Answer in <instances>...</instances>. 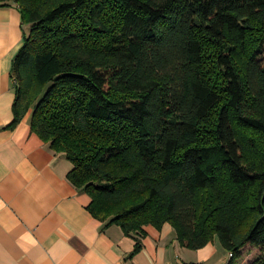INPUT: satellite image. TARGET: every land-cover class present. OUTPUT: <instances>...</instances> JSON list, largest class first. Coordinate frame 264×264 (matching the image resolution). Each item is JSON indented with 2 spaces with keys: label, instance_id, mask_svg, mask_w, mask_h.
I'll return each mask as SVG.
<instances>
[{
  "label": "trees",
  "instance_id": "16d2710c",
  "mask_svg": "<svg viewBox=\"0 0 264 264\" xmlns=\"http://www.w3.org/2000/svg\"><path fill=\"white\" fill-rule=\"evenodd\" d=\"M20 15L11 128L72 164L87 210L142 249L170 224L264 264V0H0Z\"/></svg>",
  "mask_w": 264,
  "mask_h": 264
},
{
  "label": "crops",
  "instance_id": "0c3cea01",
  "mask_svg": "<svg viewBox=\"0 0 264 264\" xmlns=\"http://www.w3.org/2000/svg\"><path fill=\"white\" fill-rule=\"evenodd\" d=\"M24 44L15 6L0 7V264H227L218 239L196 251L172 226L144 227L142 249L117 225L87 210L90 197L67 179L72 164L31 132L29 115L14 127L12 62Z\"/></svg>",
  "mask_w": 264,
  "mask_h": 264
},
{
  "label": "rangeland",
  "instance_id": "374dc122",
  "mask_svg": "<svg viewBox=\"0 0 264 264\" xmlns=\"http://www.w3.org/2000/svg\"><path fill=\"white\" fill-rule=\"evenodd\" d=\"M258 255V250L252 249L251 247H246L242 250L241 258L238 259L237 264H249L254 261Z\"/></svg>",
  "mask_w": 264,
  "mask_h": 264
}]
</instances>
